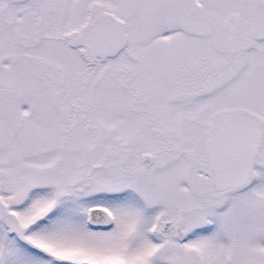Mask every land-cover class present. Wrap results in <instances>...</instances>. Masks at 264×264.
Wrapping results in <instances>:
<instances>
[{"label":"snow or ice","instance_id":"6c2138e0","mask_svg":"<svg viewBox=\"0 0 264 264\" xmlns=\"http://www.w3.org/2000/svg\"><path fill=\"white\" fill-rule=\"evenodd\" d=\"M0 264H264V0H0Z\"/></svg>","mask_w":264,"mask_h":264}]
</instances>
